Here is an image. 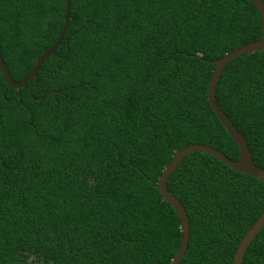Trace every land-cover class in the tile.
I'll list each match as a JSON object with an SVG mask.
<instances>
[{
  "label": "trees",
  "instance_id": "1",
  "mask_svg": "<svg viewBox=\"0 0 264 264\" xmlns=\"http://www.w3.org/2000/svg\"><path fill=\"white\" fill-rule=\"evenodd\" d=\"M65 16L66 0H0L14 81ZM261 36L252 0H71L36 79L10 87L0 68V264H171L180 220L159 177L192 143L239 159L207 89L216 60ZM216 99L264 169V49L225 66ZM167 187L190 223L181 264H233L264 182L193 151ZM243 264H264V227Z\"/></svg>",
  "mask_w": 264,
  "mask_h": 264
},
{
  "label": "water",
  "instance_id": "2",
  "mask_svg": "<svg viewBox=\"0 0 264 264\" xmlns=\"http://www.w3.org/2000/svg\"><path fill=\"white\" fill-rule=\"evenodd\" d=\"M255 5L257 6L260 16H261V29H262V36L260 39L250 42L248 44L242 45L230 52H227L218 60H216V66L212 72V75L209 80L208 89H207V97L209 104L217 115L219 120L221 121L224 128L227 130L231 138L237 144L239 148V159L233 160L232 158L228 157L224 152L215 148L214 146L203 144V143H192L187 146L182 147L181 149L177 150L170 161V163L164 168L162 171L159 180H158V188L161 192L163 198L171 203L174 209L177 212V215L180 220V229H181V243L174 258L171 261V264H181L182 258L185 254L187 249L189 240H190V223L186 213V210L181 203V201L173 194L167 187V180L169 175L176 169L179 165L181 160L189 153L193 151H201L204 153H208L210 155L215 156L216 158L222 160L227 165L241 171L245 174L251 175L260 181L264 182V169L258 166L253 158L252 154L249 150L246 138L244 135L230 122L228 117L225 115L223 110L221 109L220 105L216 99V86L220 79V76L225 68V66L233 59L237 58L238 56L245 54V53H252L255 51H259L264 49V2L263 0H252ZM70 5L71 0H66V16L63 25V29L59 35L58 40L55 44L44 51V53L37 59L32 71L22 80L14 81L10 72L8 70L7 64L5 63L1 53H0V68L2 73L5 76L7 86L14 87V88H21L25 86L29 81L33 78L38 77L39 69L42 63L52 55L58 46L61 44L64 35L66 33L69 21H70ZM46 95V94H45ZM44 95V96H45ZM264 227V211L258 217V219L253 223V225L248 229L246 234L241 239L234 257H233V264H243V258L245 252L249 245L251 244L254 237L260 232V230Z\"/></svg>",
  "mask_w": 264,
  "mask_h": 264
}]
</instances>
